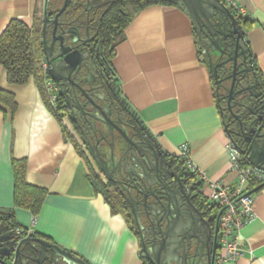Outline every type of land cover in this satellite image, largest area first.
<instances>
[{"label":"crops","instance_id":"1","mask_svg":"<svg viewBox=\"0 0 264 264\" xmlns=\"http://www.w3.org/2000/svg\"><path fill=\"white\" fill-rule=\"evenodd\" d=\"M235 2L241 18L253 23L244 39L264 83V0ZM38 9L39 0H0V34L12 19L32 26ZM111 66L121 97L163 153L176 159L186 145L205 180L237 183L208 66L199 58L184 10L154 5L137 12L115 44ZM62 126L73 136L68 124L51 114L33 78L9 84L0 67V209L12 210L17 226L30 228L31 213L14 204L13 162H24L25 183L47 191L34 233L88 264H142L125 219L94 191L86 161ZM257 188L244 187L254 193L253 217L241 230L243 256L226 264H264V187Z\"/></svg>","mask_w":264,"mask_h":264},{"label":"flooded vegetation","instance_id":"2","mask_svg":"<svg viewBox=\"0 0 264 264\" xmlns=\"http://www.w3.org/2000/svg\"><path fill=\"white\" fill-rule=\"evenodd\" d=\"M126 1L86 0L83 10L74 19L61 21L60 15L56 25L53 21L62 6L50 10L47 8L46 22L43 7L41 28L43 30L45 27L47 44L51 47L49 57L54 59L58 55V58L48 64L43 54L42 61L49 70L56 64L61 67L63 58L72 56L68 58L69 64L66 63L60 71L62 78L57 84L52 82L56 96L55 104L59 102L64 106L67 114L63 117L79 148L106 187L105 192L108 193L114 208L116 205L121 210V216L136 239L139 256L141 248L150 245L151 240L146 242L149 232L151 234L159 230L161 213L158 214L157 202L166 190L172 189L191 198L195 209L193 212L196 219L201 221L200 228L205 232L207 239L205 249L200 253L205 256V264H215L220 253L217 216L209 209L212 204L200 193L202 183L180 167L175 158L169 157L159 149L151 135L139 124L138 116L124 103L120 95L119 83L111 66L112 58H109L112 48L110 28H115V14ZM70 28L76 29V32H68ZM54 30L56 39L52 41ZM214 34L215 37L211 41L218 39L219 44L223 46L225 38L221 34ZM198 39L208 62L209 58L214 64L227 60L228 53L221 55L214 52L204 34H200ZM238 63H241L238 71L249 69L246 59L245 62L238 59ZM230 65L231 63H227L223 66L228 69ZM243 74L245 73L241 75ZM229 75L230 73H227L219 78V95L216 97L218 109L225 118L228 130L238 142L253 139L259 129L260 134H264V97L256 91V84H246L238 75L233 84L229 110L227 103L232 86ZM247 86H254L251 89H254L258 96H254L250 91L237 93ZM191 176L195 177L194 181L189 179ZM198 183L201 186H196ZM145 203L154 205L150 211L158 215L148 218L144 209ZM132 213L139 217L141 227L137 228L134 224ZM179 224L182 225L180 222ZM185 227L191 230L189 225ZM183 237L185 238L184 234ZM159 240L160 237L156 235L154 246L157 257L151 263L140 256L142 264H165L158 254L166 244L169 247L167 255L175 250L178 253L180 239L165 240L162 243ZM176 253L170 257L177 258ZM46 255L47 259L42 264H65L59 258L55 262L54 254L50 250ZM74 257L80 258L76 255ZM37 258L38 255H30L27 258L19 256L18 260L21 264H37Z\"/></svg>","mask_w":264,"mask_h":264},{"label":"water","instance_id":"3","mask_svg":"<svg viewBox=\"0 0 264 264\" xmlns=\"http://www.w3.org/2000/svg\"><path fill=\"white\" fill-rule=\"evenodd\" d=\"M174 1H176L178 5L183 8L184 12L189 17L192 27L196 31L197 35L200 36V34H204L207 40L210 41L209 43L214 52H217L221 55L224 52L228 53L227 60L220 64H214L209 58L208 70L211 78L214 80L215 97H217L219 95L218 91L221 82V80H219L218 78V68H221L224 64L231 63V71L228 78L231 79L232 86L227 103L228 109L231 110V108L229 107V103L231 102V92L236 77L244 72L245 75L241 77L242 81L244 80L246 84L249 83L248 76H246V74L249 73V69L238 71V68L241 65V63H238V59L239 57H242L243 61L245 62L248 51L244 39V31L239 30V27L237 26V19L220 0ZM48 2L49 0H45L44 3L45 22L48 18V13L46 12ZM69 3L70 0L63 1L62 7L55 15L53 21L55 25L57 24L58 17L64 13ZM42 32L41 43L43 47V54L45 61L50 64L54 59L58 58V55H56L54 59H50L49 53H51V47L47 44L45 27L43 28ZM68 32L75 33L76 29L70 28ZM214 33H218V35L221 34V36L225 38V44L223 46L219 44L218 39L211 41L215 37ZM55 36L56 35L54 30L52 41L56 39ZM231 36L232 44L229 45L228 41L229 37ZM61 48L62 44L60 45V49ZM222 48L224 49V51ZM69 57L72 56L67 55V57L63 58L62 63L59 62L62 65L61 67L56 64L48 70V77L54 84H57L59 79L62 78L60 75V71L63 70L66 63L69 64ZM253 87L254 86H247L246 88H242L237 93L239 94L243 91H250L254 96H258V93L254 89H251ZM223 127L227 135L230 136L233 134L231 133V131H227L228 129L226 126ZM260 131L261 129L257 131L256 136L253 139H246L242 142L239 141L238 143L232 141V144L246 157L248 163L251 166L264 169V134H260ZM253 193L254 191L249 192V194ZM144 200L146 201V198H144ZM157 203L159 205V208H157L159 211L158 214L161 213V223L158 227L159 230L158 232L151 234L149 232V235L146 237V242L148 243L151 240L150 245H144L143 248H141L140 256L149 260V262L151 263L157 257L154 246V237L157 235L160 237V243L165 240L180 239L177 248L178 253H176L175 250V252H171L167 255L166 251H169V247L167 244L161 248L158 256L161 260L165 261V264H205V256L200 252L205 249L207 239L205 238V232L200 228L201 221L196 219V216L193 212V210L195 209L191 202V198L185 196L184 194H180L179 192L177 193L172 189H169L166 190L160 201H158ZM152 208H154V205H147L145 203L144 209L145 212H147L146 215L148 218L158 215L156 213L153 214L150 211ZM218 216L219 214L217 215V220ZM133 218L134 224L137 226V228L141 227L139 217L133 214ZM179 222L182 225H180ZM188 225L191 227V230L190 228L187 229V227H185ZM189 230L190 233L186 235V232H188ZM183 234L185 238L183 237ZM21 246H29L35 251V253L38 255V258L36 260L37 264H42V262L47 259L46 253L48 250H50L54 254L55 262L59 258L65 264H86L80 258H75V255L71 251L63 249L56 244H50L49 242L40 239H13V236L10 233L3 237H0V257L5 258L9 261L12 256L15 262L20 255ZM173 253L178 254V257H170Z\"/></svg>","mask_w":264,"mask_h":264},{"label":"trees","instance_id":"4","mask_svg":"<svg viewBox=\"0 0 264 264\" xmlns=\"http://www.w3.org/2000/svg\"><path fill=\"white\" fill-rule=\"evenodd\" d=\"M64 0H49L47 8L50 10L54 7H61ZM86 3V0H70V3L64 13L60 16L61 21H69L74 19L77 14H79ZM154 5H172L177 6L181 10L182 7L178 5V3L174 0H127L123 2L120 6V10H117L115 14V28L111 29L112 32V48L109 58H113L114 56V47L115 44L118 42L122 31L124 28L131 22L134 15L150 6ZM43 11V9H42ZM237 19V26L239 30L244 31V36L246 32L250 30L253 26V23L247 19L241 18V16L234 15ZM35 21L32 26H27L23 21L19 19H12L9 21L3 32L0 34V67L4 68L7 73V80L9 84L13 85H23L25 84L30 78L35 80L37 88L46 104L49 108L51 114L60 122L61 117L65 116L67 113L65 108L59 102L56 103V109L50 105L47 94L44 86L45 78L41 74L40 64L42 62L43 57V47H42V28H41V18H37L35 15ZM195 42L199 54V58L201 62L208 66L207 58L204 54V50L202 49V45L199 42L198 36L193 31ZM229 45L232 44V36L229 37ZM228 45V47H229ZM247 47V45H246ZM248 48V47H247ZM241 57L239 60L241 61ZM246 60L248 62L249 73L246 75L248 76L249 82L256 84L257 88L256 91L264 97V83L261 79V73L255 64L254 58L251 56L249 49L247 51ZM231 66L226 68V66H222L218 71V78H221L222 75L230 73ZM245 75V74H243ZM243 75H240L242 77ZM212 85L215 90V83L214 80L211 78ZM10 101V105L13 107V99L9 94L8 97ZM124 103L127 105L126 101ZM217 107L218 104L216 103ZM129 107V105H127ZM220 112V111H219ZM221 122H223V126H226V121L224 116L221 114ZM138 120V117H137ZM72 122V121H71ZM139 124L141 125L142 123ZM72 125V123H71ZM143 125V124H142ZM141 125V126H142ZM227 127V126H226ZM146 133L148 131L143 126ZM228 129V128H227ZM63 134L67 140L73 144L77 153L86 161L88 166V180L93 187L94 191L97 194H101L105 200V202L111 208V212L115 214H122L121 210L118 209L115 205L112 204L110 201V197L107 195L108 193L105 192L106 187L103 185L102 181L98 177V175L92 169L90 163L84 156L83 152L79 148L74 136H71L68 133L67 129L62 126ZM229 131V130H227ZM227 134V133H226ZM228 139L232 143V141L238 143L235 139L234 135H227ZM180 167L184 168V163L179 160V157L175 159ZM14 204L15 207L28 210L33 217H36L38 212L41 209L43 200L47 195V191L42 188L33 187L27 185L24 180V173H25V163L21 161H14ZM194 176H191L189 179L194 181ZM251 184H258V189L264 187V181H251ZM196 186H201L200 183L196 184ZM257 189V190H258ZM205 202V200H203ZM209 209L214 212L215 216L218 214V209L215 206H210ZM16 230H25V228L18 227L15 223L14 214L12 210H3L0 209V237H3L7 234H11L13 239H19L21 236H17L15 234ZM27 238L29 239H40L46 242H49L45 237L38 235L37 233H33ZM26 239V238H24ZM50 243V242H49ZM36 245V244H35ZM37 246V245H36ZM32 255L36 257V253L33 249L29 246H21L20 248V255L22 257H26ZM8 260L5 258L0 257V264H6ZM33 262V261H32ZM14 264H21L20 261L17 259Z\"/></svg>","mask_w":264,"mask_h":264},{"label":"built area","instance_id":"5","mask_svg":"<svg viewBox=\"0 0 264 264\" xmlns=\"http://www.w3.org/2000/svg\"><path fill=\"white\" fill-rule=\"evenodd\" d=\"M233 15L240 16L242 10L238 8L235 0H220ZM41 74L45 78L44 86L47 99L53 109H56L55 93L52 81L48 77V68L42 61L40 64ZM64 123L66 119L61 117ZM227 152L230 159L231 170L237 174V183L228 184L224 181L211 182L205 180L204 174L198 171L190 159V151L186 145L179 149V159L184 163V169L188 173L200 177L201 183L206 185L209 194L205 195L203 187L200 190L208 202L218 209V245L220 253L215 264L234 263L243 256V245L241 238L242 228L251 221L253 217L252 201L253 195L249 194L244 187L251 181H264V169L251 166L246 157L229 141ZM217 214V215H218ZM36 217L32 216L30 228L16 230L15 234L21 239L33 234ZM6 264H14L12 257Z\"/></svg>","mask_w":264,"mask_h":264},{"label":"rangeland","instance_id":"6","mask_svg":"<svg viewBox=\"0 0 264 264\" xmlns=\"http://www.w3.org/2000/svg\"><path fill=\"white\" fill-rule=\"evenodd\" d=\"M43 5H44V0H39V9L36 13V17L37 18H41L42 17V9H43ZM66 123V122H65ZM67 124V123H66Z\"/></svg>","mask_w":264,"mask_h":264}]
</instances>
